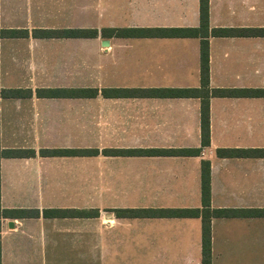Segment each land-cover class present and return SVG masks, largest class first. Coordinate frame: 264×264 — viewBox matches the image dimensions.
<instances>
[{"label":"crops","instance_id":"obj_1","mask_svg":"<svg viewBox=\"0 0 264 264\" xmlns=\"http://www.w3.org/2000/svg\"><path fill=\"white\" fill-rule=\"evenodd\" d=\"M199 25V0H0V30L28 32L0 38V93H28L0 94V150L33 152L0 158V208L24 211L0 218V264H202V162L206 209L238 212L211 218V264H264V35H209L203 147L202 99L161 93L201 89V39L102 33ZM213 29L264 30V0H209ZM36 30L97 34L44 39ZM50 149L97 154H41ZM113 150L199 154L105 153Z\"/></svg>","mask_w":264,"mask_h":264},{"label":"trees","instance_id":"obj_2","mask_svg":"<svg viewBox=\"0 0 264 264\" xmlns=\"http://www.w3.org/2000/svg\"><path fill=\"white\" fill-rule=\"evenodd\" d=\"M199 19L200 25L197 29H169V30H135V29H117L105 30L103 35L117 38H134V37H180V38H200V90H164L161 93L167 97H200L201 111H200V125H201V146L206 147L209 145V95L206 91L209 83V50H208V37L209 35L216 37H231V36H249L252 34L264 35V30H247V29H213L209 32V0H199ZM95 31L86 30H36L33 35L36 38H91L96 36ZM27 31H2L0 30V38H18L27 37ZM45 97H57V94L63 95H82L86 92L83 91H51L45 90ZM90 96L93 97L97 94L96 90H90ZM2 97L5 98H23L27 91L21 90H7L2 91ZM38 95L39 92L37 93ZM116 156L122 155H147V156H196L199 150H113L107 151ZM33 154L32 151L21 150H0L1 157H21L22 155ZM41 154L46 157L58 156H93L97 154L95 150H42ZM217 154L220 157H242L249 154L247 151L239 150H219ZM201 197L202 205L205 208L202 214V264H211V246H210V220L212 217H227L235 215L238 212L233 210H214L210 211L206 208L210 205V164L209 162H202L201 164ZM178 215H198L197 210H178L174 211ZM24 211L22 210H1L0 218H8L17 216L23 218ZM61 212L56 210H49L45 212V216L54 217Z\"/></svg>","mask_w":264,"mask_h":264}]
</instances>
